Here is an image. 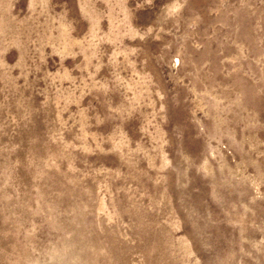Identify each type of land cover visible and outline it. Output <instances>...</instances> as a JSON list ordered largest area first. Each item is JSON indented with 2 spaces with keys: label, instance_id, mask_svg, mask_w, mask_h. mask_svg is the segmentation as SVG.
I'll return each instance as SVG.
<instances>
[{
  "label": "rangeland",
  "instance_id": "374dc122",
  "mask_svg": "<svg viewBox=\"0 0 264 264\" xmlns=\"http://www.w3.org/2000/svg\"><path fill=\"white\" fill-rule=\"evenodd\" d=\"M0 264H264V0H0Z\"/></svg>",
  "mask_w": 264,
  "mask_h": 264
}]
</instances>
